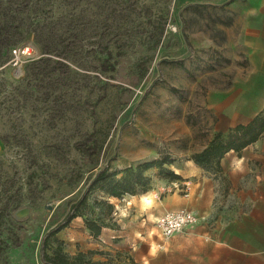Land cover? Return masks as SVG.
Masks as SVG:
<instances>
[{"label":"rangeland","instance_id":"374dc122","mask_svg":"<svg viewBox=\"0 0 264 264\" xmlns=\"http://www.w3.org/2000/svg\"><path fill=\"white\" fill-rule=\"evenodd\" d=\"M224 14L186 0H0V33L17 39L12 47L31 48L16 63L11 50L0 65V137L17 134L22 145L7 149L0 139V153L21 172L15 156L25 157L34 178L0 264H47L43 238L108 161L110 172L155 159L173 169L209 143L211 104L239 62L221 50ZM146 173L147 192L93 189L85 215L49 238L47 254L82 251L100 264H131L133 247L156 245L164 237L158 218L126 244L118 236L128 228L120 216L155 205L145 193L157 200L158 190L168 191L172 178L156 167ZM87 216L108 221L98 238Z\"/></svg>","mask_w":264,"mask_h":264},{"label":"crops","instance_id":"0c3cea01","mask_svg":"<svg viewBox=\"0 0 264 264\" xmlns=\"http://www.w3.org/2000/svg\"><path fill=\"white\" fill-rule=\"evenodd\" d=\"M186 1L222 8L227 41L221 50L229 60L239 61L230 69L231 83L222 85L211 104L217 121L210 142L217 132L227 138L238 125L264 117V0ZM173 170L180 178L164 186V196L158 190L157 200L153 192L155 205L119 215L128 223L119 230L120 241L136 239L144 224L169 211L188 208L198 220L156 245L148 239L143 249L133 247L135 263L264 264V129L243 148L229 150L217 169H205L191 158Z\"/></svg>","mask_w":264,"mask_h":264},{"label":"trees","instance_id":"16d2710c","mask_svg":"<svg viewBox=\"0 0 264 264\" xmlns=\"http://www.w3.org/2000/svg\"><path fill=\"white\" fill-rule=\"evenodd\" d=\"M188 40V39H187ZM17 39L6 32L0 33V65L8 60V54L14 48L12 47ZM189 43V42H188ZM21 46V45H19ZM189 46L192 48L191 44ZM264 129V117H256L249 125H238L234 132L230 133L227 138L222 132H217L207 147L196 153L192 159L205 169H217L220 167L222 157L231 149H241L248 143L254 141ZM16 135L7 133L0 137L7 149L12 147H21V143ZM4 152V151H3ZM17 155V154H16ZM114 155L112 159H114ZM17 161H21L24 168L21 172L16 161L7 164V158L0 153V250L9 244L11 237H4L7 229L15 226L13 213L22 204L24 185L31 189L34 178L32 173L26 172L32 168L28 160L23 156H15ZM161 159H155L137 165H130L122 170L110 172L111 161H108L93 177L83 194L69 207L68 212L63 219L52 227L43 238L42 253L43 259L47 264H100L92 258H88L82 251L75 256H69L67 253L59 251L56 256L48 255L46 248L48 240L59 231L67 227L73 219L78 216L85 215L83 208L87 204V200L91 191L100 188L105 193L114 197H123L126 194H137L139 192H147L152 188L151 177L146 173L150 168H159L160 174L165 173L170 178H180L173 169L164 167ZM123 173L121 177L118 174ZM110 209L113 208L108 203ZM85 224L91 234L98 238L105 227L109 226L108 221L103 217H85ZM92 253V252H91ZM131 264H136L132 258Z\"/></svg>","mask_w":264,"mask_h":264},{"label":"built area","instance_id":"2783aa9c","mask_svg":"<svg viewBox=\"0 0 264 264\" xmlns=\"http://www.w3.org/2000/svg\"><path fill=\"white\" fill-rule=\"evenodd\" d=\"M31 48L26 45L12 49L13 62L19 61L20 57L31 55ZM198 220V215L188 208H181L166 212L156 220V224L164 237L181 233L191 227Z\"/></svg>","mask_w":264,"mask_h":264},{"label":"bare ground","instance_id":"6f19581e","mask_svg":"<svg viewBox=\"0 0 264 264\" xmlns=\"http://www.w3.org/2000/svg\"><path fill=\"white\" fill-rule=\"evenodd\" d=\"M143 196H144V200H145V202H146L147 204L152 203L153 198H151V194L148 195L147 193H145Z\"/></svg>","mask_w":264,"mask_h":264}]
</instances>
